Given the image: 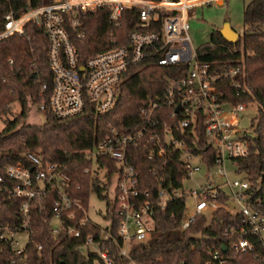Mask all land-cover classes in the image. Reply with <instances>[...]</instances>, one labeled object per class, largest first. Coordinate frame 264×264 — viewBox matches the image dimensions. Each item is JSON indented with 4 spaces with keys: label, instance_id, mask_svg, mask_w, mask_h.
<instances>
[{
    "label": "built area",
    "instance_id": "built-area-1",
    "mask_svg": "<svg viewBox=\"0 0 264 264\" xmlns=\"http://www.w3.org/2000/svg\"><path fill=\"white\" fill-rule=\"evenodd\" d=\"M211 1L52 0L28 7L20 15L13 12L5 15L0 39L23 34L26 23L31 21L48 35L53 80L49 105L58 117L82 112L88 99L94 101L100 112L111 109L127 77L128 67L141 62L150 46L156 63L172 68L163 93L140 107L143 122L139 126L132 129L112 126L103 138L83 151L91 160V165L83 169L86 173L100 177L99 171L104 168L110 176V168L102 160L113 159L117 163L111 172L119 175L115 198L111 201L113 212L119 217L116 240L123 255L129 256L136 243L152 236L156 209L165 207L176 196L186 200L183 228H188L199 213L211 216L218 208L241 217L243 223L239 226L225 227L226 234L238 232L239 235L231 245V254H226L229 246L223 243L209 252L206 264H230L232 254L248 251L260 254L264 249V169L261 178L254 183L237 163L248 154L254 133L252 124L250 127L242 124L248 107L254 103L231 99L233 90L238 96L249 90L243 82V69L240 64L218 69L211 61L200 59L201 44H196L191 31L189 10ZM99 8L110 10L111 25H121L124 9L138 10L140 19L129 33L130 43L113 45L82 60L70 27L77 29L79 37H84L85 31L79 28L83 24L80 16ZM214 35L203 43L213 44ZM45 88L46 84L43 92ZM37 106L40 111L46 109L45 99ZM160 114L165 119H177L180 126L193 130L202 118L204 134L216 150L212 166H207L200 154L193 153L189 143L174 134L171 121H162ZM140 146L150 159L163 156L168 150L179 151L187 174L177 185L162 174L155 195L149 189H140L139 172L129 160V149ZM231 172L239 176L232 177ZM198 173L202 175L201 181L195 185L186 183ZM69 181L65 164L45 160L38 150L29 151L25 160L0 163V200L1 197L18 200V208L14 210L18 217H0V252L10 246L16 255L26 257L33 211L48 209L49 201L50 231L82 235L83 227L89 225L92 218L89 206L68 188ZM108 237L109 232L104 229L103 238ZM83 246L96 248L109 264L112 263L107 250L100 249L93 234L86 235ZM16 263L17 259H12L11 264Z\"/></svg>",
    "mask_w": 264,
    "mask_h": 264
},
{
    "label": "trees",
    "instance_id": "trees-1",
    "mask_svg": "<svg viewBox=\"0 0 264 264\" xmlns=\"http://www.w3.org/2000/svg\"><path fill=\"white\" fill-rule=\"evenodd\" d=\"M52 0H0V31L5 26V15L13 12L20 15L28 7L47 3ZM109 9L99 8L95 12L82 13L85 31L79 37L77 29L70 27V33L77 45L82 60L113 45L130 43L129 33L140 19L136 9H124L121 25L109 24ZM162 20V18H161ZM244 29L236 41H230L216 29L213 44L199 46L200 59L209 60L218 68L240 64L243 69V82L248 92L233 97L235 102L251 101L257 105L254 116V133L250 138L248 154L237 161L240 170L252 182L261 178L264 169V0H250L244 6ZM23 34L15 33L0 39V163L8 164L25 160L29 151H41L44 159L63 163L70 176L68 188L75 197L81 198L89 206L91 192L94 190L101 198L104 194L102 180L96 174L84 172L91 160L83 151L93 146L112 128L132 129L143 122L140 107L150 98L162 94L168 74L172 68L156 63L152 47L146 48L141 62L130 64L127 77L119 88L115 105L100 112L94 101L88 99L85 109L77 114L58 117L49 105L52 94V68L49 61V39L44 29L35 22H27ZM12 59V61H11ZM46 88L43 92V85ZM47 103L41 111L44 122L28 121L29 109L42 99ZM16 102L21 111L14 119L9 117L11 106ZM169 120L174 126V134L189 143L190 150L200 154L207 166H212L216 150L204 134L201 118L196 128L182 127L177 119ZM200 122V123H199ZM130 162L139 172L140 189H149L156 194L158 181L164 174L174 184L180 183L187 170L179 151L168 150L163 156L148 158L143 146L129 149ZM111 172L117 166L113 159H104ZM80 185V187H77ZM54 195V193H53ZM51 202L48 209L34 210L29 240L26 244V257L16 255L10 246L0 252V264H109L99 251L91 246H83L88 233L93 234L100 249L107 250L111 264H206L209 252L223 243L229 246L239 238L237 233L226 234L225 227L239 226L241 217L224 208H218L211 216L199 213L188 228L182 222L186 211L183 197H172L165 207L156 209L152 236L145 242L136 243L130 255H123L117 242L119 217L108 199L106 216L110 218L107 226L91 220L83 227L81 236L53 234L50 231ZM18 200L1 197L0 217L16 218L14 210ZM264 208V207H263ZM104 229L109 237L104 239ZM259 242V236H255ZM41 245V248L38 246ZM263 248V247H261ZM230 264H264V249L260 254L248 251L232 254Z\"/></svg>",
    "mask_w": 264,
    "mask_h": 264
},
{
    "label": "rangeland",
    "instance_id": "rangeland-1",
    "mask_svg": "<svg viewBox=\"0 0 264 264\" xmlns=\"http://www.w3.org/2000/svg\"><path fill=\"white\" fill-rule=\"evenodd\" d=\"M250 0H223L222 3L217 0L197 5L192 9L190 13V25L194 40L197 45L202 44L207 38L210 37L211 31L223 26L226 21H230L232 26L238 31L243 33L244 29V6ZM12 113L9 117L14 119L17 113L21 111V106L18 103H13ZM257 105L254 103L250 105L246 111L247 118L242 120L244 126L250 127L254 123L252 117L257 114ZM31 122H44L45 115L38 109L37 104H32L29 109V115L27 118ZM232 177L239 176L238 174L231 172ZM100 179L103 185L107 183L104 188V194L110 200L115 198V189L118 183L119 175L113 174L111 177L107 174L103 168L99 171ZM202 180L200 173L195 174L192 179L187 181V184L195 185ZM108 199L101 198L96 191L91 192L89 201V214L93 221L100 225L107 226L110 224V218L106 216ZM189 207L192 208V201L189 200Z\"/></svg>",
    "mask_w": 264,
    "mask_h": 264
},
{
    "label": "water",
    "instance_id": "water-1",
    "mask_svg": "<svg viewBox=\"0 0 264 264\" xmlns=\"http://www.w3.org/2000/svg\"><path fill=\"white\" fill-rule=\"evenodd\" d=\"M220 32L230 41H236L240 37V33L232 26L230 21H226L223 26H221ZM222 247L224 250H227L226 245H223Z\"/></svg>",
    "mask_w": 264,
    "mask_h": 264
},
{
    "label": "crops",
    "instance_id": "crops-1",
    "mask_svg": "<svg viewBox=\"0 0 264 264\" xmlns=\"http://www.w3.org/2000/svg\"><path fill=\"white\" fill-rule=\"evenodd\" d=\"M217 1L220 2V3L223 2V0H217ZM194 8H196V7H194ZM194 8H192V9H194ZM192 9H190L189 12H190ZM190 17H191V16H190V13H189V19H190ZM220 28H221V27H220ZM234 28H235V27H234ZM235 29H236V28H235ZM236 30H237V29H236ZM237 31H238V30H237ZM215 32H216V30L213 29V30L211 31L210 36H213V35L215 34ZM238 32L240 33V35L242 34V32H240V31H238Z\"/></svg>",
    "mask_w": 264,
    "mask_h": 264
}]
</instances>
